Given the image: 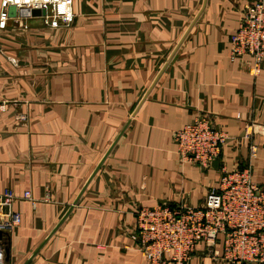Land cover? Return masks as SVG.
<instances>
[{
  "label": "crops",
  "instance_id": "obj_1",
  "mask_svg": "<svg viewBox=\"0 0 264 264\" xmlns=\"http://www.w3.org/2000/svg\"><path fill=\"white\" fill-rule=\"evenodd\" d=\"M251 1L74 0L68 27L13 16L0 28V194L19 196L22 217L7 264H149L133 236L141 207L200 206L223 166H250L264 186V66L229 57ZM199 116L232 141L208 168L176 153ZM190 264L226 262L200 243Z\"/></svg>",
  "mask_w": 264,
  "mask_h": 264
},
{
  "label": "built area",
  "instance_id": "obj_2",
  "mask_svg": "<svg viewBox=\"0 0 264 264\" xmlns=\"http://www.w3.org/2000/svg\"><path fill=\"white\" fill-rule=\"evenodd\" d=\"M73 3L74 0H2L0 28L13 18L9 10L12 5L16 6L17 20L31 17L23 15L27 11L40 9L47 25L68 27L76 18ZM229 57L231 60L251 57L255 74L264 66V0L245 4L240 25L229 39ZM16 117L21 122L28 119L24 114ZM253 132L252 126L247 127L242 138L248 142L251 158L256 157L258 150ZM174 140L182 162L208 168L220 158L229 136L210 117L199 116L178 130ZM18 198L11 189L0 194L3 231L9 232L21 224V214L13 208ZM22 198L36 204L29 190ZM220 235L221 254L216 245ZM133 236L149 264H190L200 243L205 244L213 260H224L226 264H264V186L255 179L250 166L232 170L223 166L220 181L207 191L200 206L163 203L141 207ZM0 264H7L1 241Z\"/></svg>",
  "mask_w": 264,
  "mask_h": 264
},
{
  "label": "water",
  "instance_id": "obj_3",
  "mask_svg": "<svg viewBox=\"0 0 264 264\" xmlns=\"http://www.w3.org/2000/svg\"><path fill=\"white\" fill-rule=\"evenodd\" d=\"M10 14L12 15V16H15L16 15V6H14V5H12L11 7H10ZM32 15V16H41L42 14H43V11L42 10H40V9H32V10H30V11H27V13H24L23 15L24 16H27V15ZM102 165V163L98 166V169L100 168V166ZM97 169V170H98ZM8 234V232H6V231H3L2 229H0V241L2 242V241H4V238H5V236ZM5 252L7 253V254H9V252H10V249H9V247H6L5 248ZM250 264H254V263H250Z\"/></svg>",
  "mask_w": 264,
  "mask_h": 264
},
{
  "label": "rangeland",
  "instance_id": "obj_4",
  "mask_svg": "<svg viewBox=\"0 0 264 264\" xmlns=\"http://www.w3.org/2000/svg\"><path fill=\"white\" fill-rule=\"evenodd\" d=\"M246 128H247V127H246ZM246 128H245V130H244V136H245ZM242 138H243V137H242ZM230 144H232V141H231V140H228V142H227V145H226V146H229Z\"/></svg>",
  "mask_w": 264,
  "mask_h": 264
},
{
  "label": "clouds",
  "instance_id": "obj_5",
  "mask_svg": "<svg viewBox=\"0 0 264 264\" xmlns=\"http://www.w3.org/2000/svg\"><path fill=\"white\" fill-rule=\"evenodd\" d=\"M65 19L70 20L71 17L70 16H65Z\"/></svg>",
  "mask_w": 264,
  "mask_h": 264
}]
</instances>
